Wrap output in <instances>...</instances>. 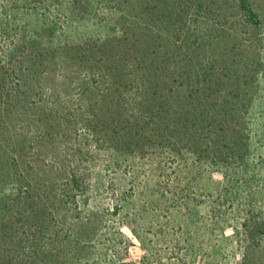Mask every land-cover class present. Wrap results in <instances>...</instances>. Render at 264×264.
Listing matches in <instances>:
<instances>
[{"label":"rangeland","instance_id":"1","mask_svg":"<svg viewBox=\"0 0 264 264\" xmlns=\"http://www.w3.org/2000/svg\"><path fill=\"white\" fill-rule=\"evenodd\" d=\"M249 3L259 26L237 0H0V196L79 197L16 207L8 264H264Z\"/></svg>","mask_w":264,"mask_h":264},{"label":"trees","instance_id":"2","mask_svg":"<svg viewBox=\"0 0 264 264\" xmlns=\"http://www.w3.org/2000/svg\"><path fill=\"white\" fill-rule=\"evenodd\" d=\"M238 1V6L239 9L241 11V18L242 20L250 25H254V26H259L260 24V19H259V15L258 13L254 10V8L252 7V5L249 3V0H237ZM221 121H223L221 119ZM225 123V121H223L221 123V128H223V124ZM228 140V139H227ZM125 143V142H124ZM117 170V169H115ZM85 174L83 172H75V173H69V183L72 184V187L74 186L76 189H78L79 191L83 190V186H84V182H85ZM86 176H88L86 174ZM29 183L26 184L27 186V191H31L29 185ZM17 186L15 184H13L11 186V189L9 190L10 192V199H7L4 197H2V195L0 196V239H6L8 237V235L12 236V233H16L18 226H19V219L12 214L13 210L17 207L18 203H24L26 204V202L30 201V197H23L19 199H11L13 197H15V191ZM20 189H22V186L20 185L19 187ZM29 193V192H28ZM27 194V193H25ZM54 194V202H64L67 205H69L70 202H76L78 195L77 194H70L68 192L63 193V195L60 194L57 195ZM79 198V197H78ZM81 198V197H80ZM23 200V201H20ZM18 202V203H17ZM34 202L37 203V207L36 206H26V205H19L17 208H24L25 212L28 211L29 216H31L33 213L37 212V210L41 211V210H47L50 206L54 205V202L51 204H47L44 203V201L42 202V199H34ZM45 206V207H44ZM115 208H118L117 204L114 205ZM10 236V237H11ZM7 249L3 248V245L0 244V264H8L7 260L5 259L7 256ZM11 261V260H10ZM98 264H102V261H97ZM114 264H118L117 262L114 261ZM124 264V263H122Z\"/></svg>","mask_w":264,"mask_h":264}]
</instances>
